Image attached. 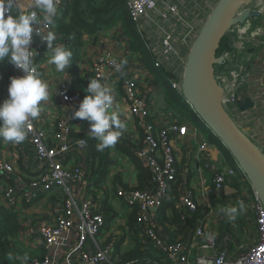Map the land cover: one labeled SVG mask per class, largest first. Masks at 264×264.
Returning a JSON list of instances; mask_svg holds the SVG:
<instances>
[{
	"label": "built area",
	"instance_id": "obj_1",
	"mask_svg": "<svg viewBox=\"0 0 264 264\" xmlns=\"http://www.w3.org/2000/svg\"><path fill=\"white\" fill-rule=\"evenodd\" d=\"M22 1L16 0L14 12L17 9L21 13L39 11L35 7V0H30L26 7ZM66 2L58 0L55 18L64 13ZM124 3L129 20L134 24L145 50L151 55L152 64L148 67L143 59L138 60L140 64L135 73L130 64L116 56L121 42L113 41L114 49L105 50L94 57L89 74L91 79H99L106 85L111 78L118 80L129 113L142 133L141 142L133 145L131 151L149 173V180L142 189L119 188L116 191L125 205L135 211V225L141 234L139 243L150 245L151 264H264V207L252 190L245 199L253 214L255 239L248 244H239L232 254L218 250L215 236L204 230L200 223L195 225L194 241L199 251L207 253L199 255H192L181 239H165L151 226L150 214L167 202L169 190L176 182V157L172 142L175 138L185 137L190 130L177 120L159 127L157 118L152 116L153 95L160 87L155 76L158 70H172V78L164 74L162 78L181 95L186 55L208 15L203 14L202 20L198 18L194 0H124ZM246 9L256 12L258 16L249 17L231 29L234 36L230 37L229 44L222 50L224 64L215 68V80L222 88L221 104L229 118L264 152L260 131L254 132L249 117V112L256 108V90L251 82H255L256 78L264 79V0H255ZM38 27L44 34L50 30L43 23ZM58 38L60 36L56 35L55 45H61ZM175 43L186 53L180 54ZM31 48L36 51L35 63L38 52L47 49L46 43L35 35ZM117 65H120V71H117ZM13 68L23 75L19 69ZM55 97L71 114L83 99L79 93H70L66 89L57 90ZM244 98H250L254 105L251 109L240 111L237 103ZM70 122V119L59 118L53 133L49 134L38 127L36 119L30 120L26 125L28 134L25 141L20 144L10 142L15 150L29 146L37 166L26 181L18 186L9 184L2 192L4 205L18 218L17 239L28 248H32L30 243L35 240L42 246L40 256L20 252L13 255L18 264H120L118 255L114 253L113 240L101 238L106 226L103 205L92 194L88 175L80 165L68 167L65 163L70 151L87 146L85 140L84 143L78 140L73 146L67 144ZM191 129L195 132L194 128ZM206 149V144L198 148L200 152ZM212 168L211 184L214 190L223 191L233 182L242 188H250L236 163ZM14 170L13 163L0 159V177L8 179ZM51 194L61 196V210L46 217L40 216L33 228L24 221L26 210L34 208ZM196 209L194 194L191 190H184L178 207L182 222L185 223L188 215L194 214ZM125 264L140 263L134 260Z\"/></svg>",
	"mask_w": 264,
	"mask_h": 264
},
{
	"label": "crops",
	"instance_id": "obj_2",
	"mask_svg": "<svg viewBox=\"0 0 264 264\" xmlns=\"http://www.w3.org/2000/svg\"><path fill=\"white\" fill-rule=\"evenodd\" d=\"M29 3L30 0L22 1L24 7ZM66 5L67 2L64 8ZM61 16L54 18L55 22ZM53 30L56 32V25ZM56 35L60 36L58 40L61 45L70 49L68 43L66 44L64 41L63 35L58 32ZM113 41L121 42V47L116 50V56L123 59L126 64H130V67L134 68V72L137 73L140 64L138 60L143 57L139 52L130 48V41L120 27L113 26L109 29H102L95 34H82L81 46L76 54H73L72 65L66 70V76L58 73L55 66L49 62L50 50L43 49L38 52L36 63L42 78L49 84L53 97L52 101L44 103V110L40 117L36 118V123L41 130L52 134L59 118L71 120V131L67 144L73 146L75 142L83 139L87 146L81 150L77 149L75 152L70 151L65 163L68 167L75 165L83 167L85 175H88L87 180L92 194L102 202L106 226L102 231L101 238L106 241L113 240L114 253L118 257L123 253L135 250L145 251L147 256L141 260L137 259V261L140 264H151L152 260L148 259L151 247L149 244L139 243L141 234L135 225L133 210L128 208L123 200L116 195L119 188L129 190L137 189L140 186L137 161L132 157L134 155L131 149L133 145H138L142 139V133L130 115L127 101L118 87L120 86L118 80L111 78L107 83L114 89L116 100L113 108L121 113V120L125 127L122 129V135L117 144L105 148L104 151H97L98 141L90 134L87 135L89 122L74 118L73 114L62 107L55 97L56 91L61 89H66L70 93H79L84 97L87 94L85 89L88 81L91 79L89 70L92 60L105 50L114 49ZM76 58L78 60L75 62ZM18 76L21 74L13 68L7 59L0 63V102L7 98L9 78ZM256 79L255 82H251V86L256 90L254 92L256 108L249 112V117L254 132L260 131V142L264 145V79ZM152 103V116L157 118L156 122L159 127L177 120L186 124L190 130L185 137L175 138L172 142L176 157L177 178L169 190L167 202L150 214L151 226L157 229L165 239H181L188 246L192 255L207 253L199 251L194 241V228L199 223L204 230L215 236L218 250H225L232 254L239 244L246 241L251 243L255 239L254 219L248 200L245 199L251 195V189L249 187L242 188L233 182L223 191L214 190L211 184L212 166L214 168L222 167L227 165V162L213 141L211 132L198 120L183 98L176 101L169 100L161 87L154 93ZM197 125L202 130L201 134H198L195 128V132L191 129ZM202 144H206L207 147L204 152L198 150ZM0 159L13 163L15 168L8 179L0 177V207L7 209L2 201L4 188L9 184L18 186L21 182L26 181V177L37 170V166L34 153L29 146L24 145L19 150H15L10 142H5L2 139H0ZM139 164L141 165L140 162ZM140 167L147 172L142 165ZM186 189L191 190L194 194L197 209L195 214L188 215L187 221L184 223L178 217V207L180 198ZM60 200L61 196L51 194L34 208L27 209L24 221H27L33 228L36 227L40 216L46 217L61 210ZM241 200L246 205V211L237 216L234 221H230L222 209L236 205L237 201ZM30 244L32 248L26 247L16 239L13 244H10L12 254L16 255L20 252L25 255L40 256L42 254L41 243L35 240Z\"/></svg>",
	"mask_w": 264,
	"mask_h": 264
},
{
	"label": "clouds",
	"instance_id": "obj_3",
	"mask_svg": "<svg viewBox=\"0 0 264 264\" xmlns=\"http://www.w3.org/2000/svg\"><path fill=\"white\" fill-rule=\"evenodd\" d=\"M39 11L21 13L16 8V0H0V63L7 61L23 75L10 77L7 98L0 102V139L20 144L27 138L26 125L40 117L43 105L52 101L49 84L42 78L34 61L36 51L31 48L33 37L38 36L51 51L50 63L58 73L67 75L72 65L73 53L63 45H55V17L58 0H35ZM41 23L49 27L44 34L38 27ZM120 71V65H117ZM86 95L74 112V118L89 122V132L98 141L97 151L117 144L125 124L121 113L113 108L116 97L114 89L99 79H89ZM81 143H84L81 139ZM222 211L230 221L246 211L245 203L237 201Z\"/></svg>",
	"mask_w": 264,
	"mask_h": 264
},
{
	"label": "water",
	"instance_id": "obj_4",
	"mask_svg": "<svg viewBox=\"0 0 264 264\" xmlns=\"http://www.w3.org/2000/svg\"><path fill=\"white\" fill-rule=\"evenodd\" d=\"M253 1H216L188 50L180 88L183 100L238 165L264 207V152L229 118L221 104L222 88L215 80V68L224 64L218 53L223 40L234 36L235 25L258 15L246 9ZM237 105L245 111L254 103L244 98Z\"/></svg>",
	"mask_w": 264,
	"mask_h": 264
},
{
	"label": "trees",
	"instance_id": "obj_5",
	"mask_svg": "<svg viewBox=\"0 0 264 264\" xmlns=\"http://www.w3.org/2000/svg\"><path fill=\"white\" fill-rule=\"evenodd\" d=\"M117 23L121 25L123 33L129 39L130 48L133 51L139 52L142 55L145 64L150 67L152 64L151 55L145 50L144 43L137 33L134 24L127 16L124 0H68L64 14L55 22V33L57 34L58 32L60 35L62 34L64 41L66 44L68 43L72 53L76 54L81 46L80 40L82 34H95L99 30L109 29ZM226 39L227 44L223 45V42ZM223 42L218 52L219 54H221L222 50L229 44L230 37L225 38ZM175 46L180 54L183 55L186 53L177 43H175ZM77 60L78 58L74 61L76 62ZM171 71L166 72L165 69L158 70L155 77L157 83L164 90V93L168 96L169 100L176 101L180 100V98L182 99V96L172 90L167 80L162 78L163 74L167 78H172ZM211 136L225 158L227 165H233L235 162L229 156L225 148L212 134ZM132 157L137 161L140 179V186L138 189H142L144 183L149 180V173L140 167L141 165L135 156ZM102 211L104 212V209ZM133 212L135 214L134 210ZM18 228L19 222L17 215L0 207V264H18L13 258L12 250L10 249V244H13L17 239ZM144 256H147L145 251L135 250L121 254L119 262L120 264H125L130 261H137V259L141 260ZM148 259L152 260L151 252L148 253Z\"/></svg>",
	"mask_w": 264,
	"mask_h": 264
},
{
	"label": "rangeland",
	"instance_id": "obj_6",
	"mask_svg": "<svg viewBox=\"0 0 264 264\" xmlns=\"http://www.w3.org/2000/svg\"><path fill=\"white\" fill-rule=\"evenodd\" d=\"M195 1V4H196V7L198 8L197 12L199 14V19L202 20V15L206 14L207 12L209 13L210 9L213 7V5L216 3L217 0H194ZM189 14V13H188ZM114 27H120L121 28V25L119 23L115 24ZM227 44V39L223 42V45H226ZM222 53V52H221ZM192 128H195L196 129V132L198 134H201L202 133V130L201 128H199V126H194ZM243 244H248V241L246 242H243Z\"/></svg>",
	"mask_w": 264,
	"mask_h": 264
},
{
	"label": "bare ground",
	"instance_id": "obj_7",
	"mask_svg": "<svg viewBox=\"0 0 264 264\" xmlns=\"http://www.w3.org/2000/svg\"><path fill=\"white\" fill-rule=\"evenodd\" d=\"M255 1V0H254ZM250 13H256V12H250ZM258 16V15H257ZM257 16H253V17H257Z\"/></svg>",
	"mask_w": 264,
	"mask_h": 264
}]
</instances>
